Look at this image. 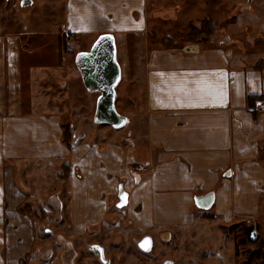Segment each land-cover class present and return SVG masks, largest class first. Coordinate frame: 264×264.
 <instances>
[{"label":"crops","instance_id":"0c3cea01","mask_svg":"<svg viewBox=\"0 0 264 264\" xmlns=\"http://www.w3.org/2000/svg\"><path fill=\"white\" fill-rule=\"evenodd\" d=\"M5 1L8 4L10 0ZM17 1L19 7L36 4V0L23 5ZM129 1H133V5L128 9ZM143 2L65 0V32L109 33L114 38L116 33L142 35L146 28ZM12 5L11 11L0 9L3 14L0 17L23 19L18 22V28L10 24L2 30L5 31L3 42L17 49V58L11 61L10 67L31 65L26 60L34 54L28 47L40 49V54L46 58H40L35 64L39 66H33L31 73L42 80L51 65L63 64L68 59L64 52L67 41L60 40L63 34L57 31L56 42L51 43L50 48L45 37L40 36V27L37 31L29 29V18L32 25L39 23L31 20L34 8L21 16V12L14 14ZM127 44L125 51L129 53L134 43ZM190 45L194 47L187 48ZM138 52L141 58L137 65L135 60L129 63L126 52H122L124 65L132 71L135 97L141 95L138 101L134 99L131 126L125 140L114 143L111 138L106 141L97 137L91 142L86 140L85 133L75 137L78 130L74 128L72 144L65 145L60 141V117L42 114L41 108L18 109L17 100L22 96L12 93L10 114L5 115L7 105L0 106V114H3L0 116V157L22 163L51 160L54 164L56 159L68 157L77 165L86 180L79 182L73 176L70 178L76 225L82 217L83 221L94 222L97 214H93L92 209L99 211L101 193L112 190L117 177L127 176L133 164L143 175L130 200L131 207H138L133 217L140 223H187L193 197L208 191H214L216 212L224 217L258 209L264 192V163L259 159L260 147L264 144V106L256 105L258 99L264 104L262 67L238 65L236 58L229 56L220 45L175 47L165 44L148 49L146 42L141 41ZM75 70L73 76H79L78 69ZM1 79L2 75L0 93L7 95L8 88L20 89L22 93V82L11 80L9 87L8 81ZM94 93L97 96V92ZM12 168L0 163V194H5L2 201L9 193L25 192L17 187ZM40 170L45 171L46 165H40ZM88 191L90 207L84 200V205L80 201ZM23 199L24 196L19 198ZM77 209L80 212L76 214ZM4 233L3 228L1 239Z\"/></svg>","mask_w":264,"mask_h":264},{"label":"rangeland","instance_id":"374dc122","mask_svg":"<svg viewBox=\"0 0 264 264\" xmlns=\"http://www.w3.org/2000/svg\"><path fill=\"white\" fill-rule=\"evenodd\" d=\"M241 2L242 0H144L146 28L142 35L114 34L115 57L121 70L120 79L115 86V107L117 112L125 117L123 125L114 128L109 124L94 122L96 93L86 89L80 72L79 76L78 74L76 77L73 76L77 72L75 70L77 68L76 59L74 58L80 50H85L90 43L93 44L100 34L65 32L63 24L65 21V0H36L35 6L31 7H19L17 0L14 2L10 0L8 4L5 0H0V9L2 10L11 11L12 4H14L15 15L21 12L22 16L26 14V11L34 8L35 13H32L31 20L34 23L39 21V23L32 25L29 18V29L37 31V28L40 27V36H44V39L48 41L42 43H48L50 48L56 42L55 32L60 31L63 34L60 40L67 41L64 52L68 58L63 61V64L51 65L49 72H45L47 76L45 74L44 79L37 80L31 73V68L39 66L35 64L40 62V58L45 59L46 55H41L40 49L34 50L33 47H28L34 54L26 60L31 65L23 64L12 69L10 63L17 58V49H13L3 42L5 31L2 32V30L10 24H15L18 28L20 26L18 22L23 19L21 17L12 19L10 16L0 17V75L3 77L1 80H7L9 87L12 81L16 80L19 81V84L21 82L24 84L22 93L20 89L13 91L14 89L11 90V88L7 89V95L0 93V106L7 105L8 110L5 115H9L10 107L13 104L10 95L16 93L17 95L14 94V96H22L17 100L18 109L35 111L33 109L41 108L40 110H44L41 112L42 114L50 116L56 114L60 117V141L64 144L62 124L65 125L66 120L69 121L67 123L69 126L70 124L75 126L80 132L79 134L85 133L86 140L93 142L97 140V137H103L106 138V141L112 139L111 142H121L126 139V133L130 129L131 111L135 101L141 98V95L138 94L135 97L136 85L133 81L132 71H129L128 67L124 65L122 52H126L129 63L131 61L134 63L135 60L137 65L141 58L140 53H137L141 41L146 42L148 49L154 46H165L161 41L163 37H170L171 43L168 45L175 47H182L185 44L210 47L220 45L225 50L230 47L233 48L232 56L236 55L234 56L238 65L250 64L252 67L258 68L264 66V0H256L252 6L255 12L243 14L242 18L228 19L225 17L232 9L233 4L235 5L234 10H237ZM132 3L133 1L128 2V9L133 5ZM2 15L0 10V16ZM206 17L211 20L210 27L212 26V30L210 29L206 35L208 39L201 42L198 33L194 36L193 41L188 39L190 37L188 32L193 29L199 30L201 19ZM246 23L249 24L248 29H242L244 25H247ZM16 27L14 28L17 29ZM223 34L231 35L234 42L238 39L249 38L244 46H237L234 42L220 44L218 40ZM259 34L262 35V38L257 39ZM132 37H134V41ZM127 42L134 43L133 49L130 48L129 53L125 51L128 48ZM24 51L25 48L22 54ZM5 55L6 58H3ZM21 56L19 54V57ZM50 57L52 58V56ZM40 70L42 69L40 68ZM262 71L264 76V70L262 69ZM58 79L63 81L59 83ZM19 84L17 85L19 86ZM2 115L0 114V116ZM99 128L101 130H98ZM260 148L259 159L264 163V144ZM48 158L54 157L48 156ZM60 162V159L55 160L56 165ZM0 163H3L5 168L13 167L12 171L17 187L20 190H25V194L9 193V197L6 195L4 201L1 198L5 194H0V230L5 229L4 237L0 238V264L2 261L4 264H97L94 257L87 251V245L95 241L104 242L107 251L111 255L116 254L112 258L114 264H160L163 258H169L172 264H264V192L259 198L258 209L252 213L233 214L228 218L216 212L215 205L209 210H197L192 205L187 223L160 227L168 233L167 241L164 240L166 241L164 242L156 236L153 249L148 254H141L135 248L133 241L139 233L126 223L122 222L120 227L111 224L84 229L85 231L82 229L81 232L76 231L72 225L75 213L72 200L68 198V184L66 180H61L58 177L56 181L57 175L54 174V168H52L53 161L45 163L38 160L37 162L22 163L19 160L12 161L10 157H0ZM42 164L46 165L45 174L44 170H40ZM52 175L53 177H51ZM53 182H55L57 190H60L61 186L60 194L64 202L61 211L63 219L59 223H55L56 220L49 221L53 218L54 213H52V216H49L50 219L44 224L41 222L44 221L42 220L44 213H40L35 207H40V203L44 202L43 196H40L41 192L42 194L45 192L44 187L53 185ZM21 196H24L22 201L19 200ZM27 202L31 203L30 207L26 206L28 208L24 206ZM51 211L54 212L53 209ZM75 212L77 214L80 210L77 209ZM112 217L113 219L107 218L109 222L116 219L115 216ZM42 225L53 228V232L43 234L40 231ZM245 225L251 226L249 234L252 241L248 240V236H244ZM118 229L123 238L116 243L110 233L116 232ZM105 232L110 233L106 235ZM10 238L11 240H9ZM44 251L45 253H42Z\"/></svg>","mask_w":264,"mask_h":264},{"label":"flooded vegetation","instance_id":"af4514ba","mask_svg":"<svg viewBox=\"0 0 264 264\" xmlns=\"http://www.w3.org/2000/svg\"><path fill=\"white\" fill-rule=\"evenodd\" d=\"M26 1L27 0H20V4L25 3ZM254 2H256V0H242V2L239 3V8L237 10H234L235 5L233 4L232 9H230V12L225 17H227L228 19L229 18L239 19V18L243 17V14H247V13H250L252 11L255 12L253 10V7H252ZM210 22H211V20H209L208 17L201 19V21L199 23L201 25V27L199 26L200 27L199 30L204 28V26H206V24L210 27V25H211ZM246 24L247 25H244L242 29H244V28H245V30L248 29L249 24L248 23H246ZM210 29L212 30V26L210 27ZM199 37H200L201 42H205L208 39L204 33L200 34ZM246 38H247L246 40L238 39V40H235V42H234L233 39L231 38V35L223 34L222 37L218 41L220 44H228V43L230 44V43L234 42L237 46H244L249 37H246ZM259 38H262V35L259 34L257 36V39H259ZM68 48H71V47L68 46ZM80 51L85 52L86 50H80ZM232 51H233V48L229 47V49H226V52L229 56H232ZM235 56H234V58H236ZM263 63H264V56H263ZM262 69L264 70V66L262 67ZM96 92H97L96 97L98 98V96L100 95V92H98V91H96ZM96 101H97V99H96ZM74 128L75 127L73 126V124H70L71 140L72 141L80 133V132L76 131V136L75 137L72 136V131ZM58 159H60L61 162L58 163L57 165H56V163L53 164V167H52V168H54V174L57 175L56 181H57V177L61 180L67 181L68 198H69V200L71 199L73 201L72 190H71V185H70V182H71L70 178H71V176H73L72 178H75L76 180L81 182L83 180H86L85 176L81 173V171L77 165L72 164V162L69 160L68 157H60ZM137 168H138V166L136 167V165H134V164L131 165L130 169L128 170L127 176L117 177L116 185L112 187V190L107 191L106 193H104V192L101 193L100 199H101L102 203H101V206L98 208L99 211L96 212L95 209H92L93 214H97L96 216L93 217L95 219V220L93 219L94 222H90L88 220L83 221L84 219L82 218L80 222L79 221L77 222L78 223L77 225L75 223H72V225H74L77 232H81L82 229L86 230V229L95 228V227H101V226L104 227L105 225L109 226L111 224H114L116 227H120L122 222L124 224L126 223L128 226L132 227L133 230H135L139 233V235L137 237H135L133 239V241H134L135 248L141 254H148L153 249L152 247H153V245H155L156 236L159 239H161L162 241L167 239L168 233L166 231L162 230V228H160V227H164L166 225H174L177 223L171 224V223H159L156 221H152L150 224H144V223L138 222L133 217V211L136 208L138 209V207H133V206L131 207V203H130L131 195H132L133 189L135 187H137L139 182L143 179L142 170H139ZM48 171L53 173V171H51V170H48ZM43 172L45 174V171H43ZM51 177H53V175ZM44 180H46V179H44ZM54 183L55 182L52 183L53 185L49 186L50 190H49V187H44L45 192L43 194H42V192L40 193V196L41 195L43 196L42 198H43L44 202L40 203V207H35L38 209V211H40V213H42V214L44 213V219H42L44 221H41L42 223L49 220L50 219L49 216H52V213H54L53 218H52V220L50 219L49 221L56 220L55 223H59L63 219L61 211H62V204L64 202H63L62 195L60 194L61 186H60V190H57L58 188H55ZM89 196H90V193L88 191L87 196L84 195L83 197H81V199H80V201L82 203L81 205H84L83 204V200H84L85 205H88L90 207L89 201H88ZM123 199H125V203L123 205L119 206L118 203L121 202ZM79 205H80V203H79ZM193 205H194V203H193ZM24 206L30 207L31 203L27 202ZM28 207H26V208H28ZM212 207H210L209 209H211ZM195 208L197 210H205V209L197 208L196 206H195ZM52 209L54 210V212L51 211ZM209 209H206V210H209ZM107 215H110V216L107 217ZM112 216H115L116 219H114L113 222H111V221L109 222L108 219H113ZM30 218H31V216H30ZM40 228H41L40 231L43 234H48V233L53 232V228H51L47 225H42ZM250 232H251V229L249 230L248 233L246 232V229H244V233H245L244 236H248V240L252 241V239L250 238V234H249ZM108 233H110V232H105L106 235H108ZM110 234H111V238L116 243L119 240H122V238H123V235L121 234V232H119V229H118V231L112 232ZM246 240H247V237H246ZM166 241H164V242H166ZM87 251L92 257H94L97 264H114L112 258H113V256H116V254L111 255V253H109L107 251V248H106V245L104 242L95 241V242L89 243L87 245ZM42 253H45V251ZM2 264H4L3 261H2ZM160 264H172V261L169 258H163L161 260Z\"/></svg>","mask_w":264,"mask_h":264},{"label":"water","instance_id":"95a60500","mask_svg":"<svg viewBox=\"0 0 264 264\" xmlns=\"http://www.w3.org/2000/svg\"><path fill=\"white\" fill-rule=\"evenodd\" d=\"M30 2L27 0L26 4ZM116 44L112 34H100L90 49L76 55V66L80 72L84 86L89 91H98L100 95L95 104L93 120L95 123L109 124L114 128L123 125L125 117L120 115L115 107V86L117 85L121 70L115 57ZM215 201L214 191L195 195L193 203L197 208L209 209ZM125 203V199L118 203Z\"/></svg>","mask_w":264,"mask_h":264},{"label":"trees","instance_id":"16d2710c","mask_svg":"<svg viewBox=\"0 0 264 264\" xmlns=\"http://www.w3.org/2000/svg\"><path fill=\"white\" fill-rule=\"evenodd\" d=\"M210 31V27L206 24V26H204V28L200 29V30H191L188 32V36H190L188 39L190 40H194V36L198 33V34H202L204 33L205 35H207ZM197 34V35H198ZM199 37V35H198ZM164 44L168 45L169 43H171V38L170 37H163V40H161ZM69 121L66 120V124H62V137H63V140L65 142L66 145H71L72 143V140H71V129H70V126L69 124H67ZM246 229V232L248 233L249 230L251 229V226L249 225H245V228Z\"/></svg>","mask_w":264,"mask_h":264},{"label":"built area","instance_id":"2783aa9c","mask_svg":"<svg viewBox=\"0 0 264 264\" xmlns=\"http://www.w3.org/2000/svg\"><path fill=\"white\" fill-rule=\"evenodd\" d=\"M256 105H257L258 107H263V106H264L263 101L260 100V99H258V100L256 101Z\"/></svg>","mask_w":264,"mask_h":264},{"label":"bare ground","instance_id":"6f19581e","mask_svg":"<svg viewBox=\"0 0 264 264\" xmlns=\"http://www.w3.org/2000/svg\"><path fill=\"white\" fill-rule=\"evenodd\" d=\"M194 46H192V45H190V46H188L187 48H190V49H192Z\"/></svg>","mask_w":264,"mask_h":264}]
</instances>
